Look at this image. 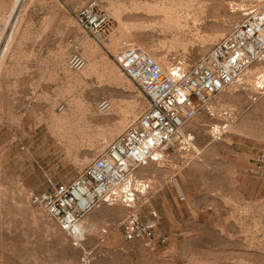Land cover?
Segmentation results:
<instances>
[{"label": "rangeland", "instance_id": "1", "mask_svg": "<svg viewBox=\"0 0 264 264\" xmlns=\"http://www.w3.org/2000/svg\"><path fill=\"white\" fill-rule=\"evenodd\" d=\"M13 1L0 0V25ZM173 1L192 6L168 29L142 8L171 0H21L15 8L12 40L0 39V264H264V179L251 170L264 145V87L254 84L264 77V63L183 127L188 145L175 143L161 162L138 172L152 186L150 203L164 193L157 199V235L165 244L149 250L124 243L127 211L104 205L81 220L85 236L76 242L31 204L55 183L74 180L116 138L96 148L110 128L121 132L147 110L143 94L109 54L118 41L151 49L168 63L185 58L194 64L242 20L241 9L264 4ZM90 2L110 17L106 50L75 23L74 12ZM74 57L80 68L71 64ZM101 101L110 105L106 112L98 111ZM64 111L80 115L77 120L82 114L83 121L73 120L70 129L55 118Z\"/></svg>", "mask_w": 264, "mask_h": 264}, {"label": "built area", "instance_id": "2", "mask_svg": "<svg viewBox=\"0 0 264 264\" xmlns=\"http://www.w3.org/2000/svg\"><path fill=\"white\" fill-rule=\"evenodd\" d=\"M241 14L242 20L194 64H188L185 58H173L162 68L134 43L118 41L114 53L109 54L143 94L147 110L129 123L74 180L55 183L49 191L33 196L31 204L76 242L81 241L74 238L76 225L104 205L127 211L121 222L124 243L137 242L149 250L159 243L165 244L166 237L157 235L160 215L150 203L152 186L138 172L161 162L175 143L188 145L191 138L183 135V127L214 97L239 85L249 68L264 63V4L256 1L241 9ZM74 20L83 33L99 39L105 50L109 48L111 20L96 3L77 9ZM16 23L17 15L13 14L5 26L0 25L1 40L9 42ZM71 64L81 67L75 57ZM97 107L106 112L110 105L101 101ZM251 170L264 179V145ZM179 200L184 201V197ZM143 206L144 215L140 212Z\"/></svg>", "mask_w": 264, "mask_h": 264}, {"label": "bare ground", "instance_id": "3", "mask_svg": "<svg viewBox=\"0 0 264 264\" xmlns=\"http://www.w3.org/2000/svg\"><path fill=\"white\" fill-rule=\"evenodd\" d=\"M162 1V0H161ZM164 1V0H163ZM170 1V0H169ZM21 2V0H15L13 5H12V10H11V13L10 16L7 18V21L10 19V17L15 14L13 13L15 11V8L18 6V4ZM191 6L188 2H178V3H175L173 0H171L170 3H164V2H161L159 4H156V5H153V6H149L148 8L145 6V8L143 7L142 10L146 11L147 14H154L156 15L157 17L159 16L160 18H162V22H161V25L163 27H165V29H168L170 27H173V26H178L180 24V20L181 19H184L182 18L183 15L185 16H188L189 14V9L191 10ZM201 7V6H200ZM199 7V9H201ZM116 15H118V12L115 13ZM115 18V17H114ZM159 19V18H158ZM6 21V22H7ZM160 21V20H159ZM114 23L116 26L118 27H121V24H120V21L118 20V18H116L114 20ZM6 24H4L3 26H5ZM123 28V26H122ZM124 28H126L124 26ZM119 29V28H118ZM127 29V28H126ZM14 32V31H13ZM13 36V34H12ZM12 36L10 38V41L12 40ZM220 35H213V37H211L209 39V42H214ZM9 41V42H10ZM8 42V44H9ZM208 45V44H207ZM210 46V45H209ZM139 47V46H138ZM141 47V46H140ZM139 47V48H140ZM141 49V48H140ZM141 51L145 54H147L153 61H155L157 64H159L162 68H166L169 63L166 61V60H160V59H157L155 57V55L153 54L152 50L151 49H141ZM160 57V56H159ZM163 61V62H162ZM90 64V63H89ZM87 67V66H86ZM93 68V66H88V68L86 69V72L88 70H91ZM92 71V70H91ZM84 72V71H83ZM84 74V73H83ZM86 74V73H85ZM264 80V77L262 78V76H259L258 78V81L255 82V88L256 89H262L264 86H262V84H264L262 81ZM260 84V85H259ZM259 85V86H258ZM69 108V107H68ZM88 110V109H87ZM90 110V109H89ZM86 111V110H85ZM124 111V110H123ZM121 112V111H120ZM126 111H124L125 113ZM92 114V116L94 117V114L93 112H89V114ZM123 113V112H122ZM119 114V113H118ZM53 115V114H52ZM55 115V114H54ZM53 115V116H54ZM128 115V114H127ZM77 116H80V115H77ZM76 115L74 116V119L73 117H70L69 114H66V112L64 111L62 114H60L59 116H56L55 118H58V120L60 122H62L64 125H70V129H71V126H74L73 124V120L76 121V123L78 124V122H81L83 121V118L82 117L83 115L81 114V118L80 119H76L75 117H77ZM85 116V115H84ZM120 116V115H118ZM124 116V115H123ZM130 117H132L131 115H129ZM127 116H125L124 118H126ZM134 117V116H133ZM132 117V118H133ZM123 118V117H122ZM55 120V119H54ZM122 121H125V120H121ZM132 121V120H131ZM130 121V122H131ZM119 122V123H121ZM126 122V121H125ZM58 122H56L57 124ZM75 123V122H74ZM75 123V124H76ZM127 123V122H126ZM60 124V123H58ZM72 124V125H71ZM119 125V124H118ZM59 126V125H58ZM122 126V125H120ZM128 126V125H127ZM127 126H123V127H127ZM63 127V125H62ZM66 127V126H65ZM69 127V126H68ZM114 127V126H113ZM58 128V127H57ZM122 128V127H121ZM69 129V128H68ZM112 128H110V131H108L106 134H104V137L102 138V141L100 144L97 145L96 148H101L102 145H105L107 144L110 140H112L114 137H116V134L119 132V130L117 128H115L114 130H111ZM126 129V128H125ZM124 129V130H125ZM62 130V129H61ZM67 130V129H65ZM109 130V129H108ZM69 131V130H68ZM60 132V131H59ZM58 132V133H59ZM67 132V131H66ZM122 132V131H121ZM119 132V134L121 133ZM118 134V135H119ZM117 135V136H118ZM60 136V135H59ZM63 136V135H62ZM61 142V141H60ZM175 186H178V183L175 182ZM75 229V235H74V238L77 239V240H80L82 239L84 236H85V233H84V230L86 229L83 224L80 222L78 225H76V227L74 228Z\"/></svg>", "mask_w": 264, "mask_h": 264}, {"label": "crops", "instance_id": "4", "mask_svg": "<svg viewBox=\"0 0 264 264\" xmlns=\"http://www.w3.org/2000/svg\"><path fill=\"white\" fill-rule=\"evenodd\" d=\"M13 2H14V1H13ZM12 5H13V4H12ZM11 10H12V6H11V9H10L9 15H10V13H11ZM9 15H8V16H9ZM7 18H8V17H7ZM157 194H158V193H157ZM161 197H163V198L165 197V196H164V193H161V194L159 195V197L156 196V197L152 198L153 201L151 200V203H152V204L154 203V205H155L157 208H158V205H157V199H158V198H161ZM152 206H153V205H152ZM158 210H159V212H158V211H157V212H158V214L160 215V211H161L160 208H158ZM88 222H89V221H88ZM88 222H84V224L87 226V223H88Z\"/></svg>", "mask_w": 264, "mask_h": 264}]
</instances>
